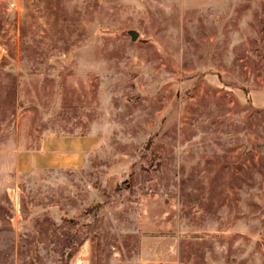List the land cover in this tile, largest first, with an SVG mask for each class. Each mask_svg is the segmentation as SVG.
Masks as SVG:
<instances>
[{"label":"rangeland","instance_id":"374dc122","mask_svg":"<svg viewBox=\"0 0 264 264\" xmlns=\"http://www.w3.org/2000/svg\"><path fill=\"white\" fill-rule=\"evenodd\" d=\"M0 264H264V0H0Z\"/></svg>","mask_w":264,"mask_h":264},{"label":"crops","instance_id":"0c3cea01","mask_svg":"<svg viewBox=\"0 0 264 264\" xmlns=\"http://www.w3.org/2000/svg\"><path fill=\"white\" fill-rule=\"evenodd\" d=\"M65 138H67V137H65ZM58 140H63V139L46 137V139L43 140L42 151L43 152H47L46 148L48 146H50L51 143L54 144V143L58 142ZM66 140H68V141L62 142V143L66 144V145H69L68 142L71 143V144L73 143V145L76 147L74 149H76V150H78L79 148L85 147V143L83 142V140H81V143L79 141H77L75 138H72V139L67 138ZM57 150H60V149H57ZM79 150H80V152H84L83 149H79ZM40 154H42L41 151H40ZM78 157H79V154L76 153V154H74L72 156L65 155V156L61 157L60 159H57V157L54 158V159H51V158L47 157V155L44 153V155L42 157H40L39 159L42 160V161L50 162L53 166H57V165H62L63 166L64 164H68L69 161H72L73 163L78 164L77 163Z\"/></svg>","mask_w":264,"mask_h":264},{"label":"water","instance_id":"95a60500","mask_svg":"<svg viewBox=\"0 0 264 264\" xmlns=\"http://www.w3.org/2000/svg\"><path fill=\"white\" fill-rule=\"evenodd\" d=\"M137 36H138L137 32H136V31H133V32H132V38H133V39H136Z\"/></svg>","mask_w":264,"mask_h":264}]
</instances>
